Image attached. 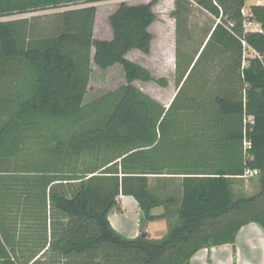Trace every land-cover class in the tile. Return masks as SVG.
Here are the masks:
<instances>
[{"label": "trees", "instance_id": "trees-1", "mask_svg": "<svg viewBox=\"0 0 264 264\" xmlns=\"http://www.w3.org/2000/svg\"><path fill=\"white\" fill-rule=\"evenodd\" d=\"M101 1L0 0V18ZM192 1L219 22L196 82L200 50L183 59L176 49L167 108L133 84L165 80L126 58L149 53L155 0L122 3L108 17L110 40L93 37L94 7L57 14L50 33L36 18L0 21V81L11 84L0 95V264H190L202 249L234 245L246 224L264 229V6L250 7L259 33L243 29L248 0ZM91 62L120 65L125 84L85 104ZM244 115L255 120L245 138ZM22 154L23 168L7 167ZM246 169L258 172L252 196L233 189ZM120 196L139 205L141 228L164 219L166 234L117 233L108 217Z\"/></svg>", "mask_w": 264, "mask_h": 264}, {"label": "rangeland", "instance_id": "rangeland-1", "mask_svg": "<svg viewBox=\"0 0 264 264\" xmlns=\"http://www.w3.org/2000/svg\"><path fill=\"white\" fill-rule=\"evenodd\" d=\"M152 0H107L96 2L93 4H74L66 5L64 7L49 8L45 10L33 11L22 15H13L0 18V21L36 18L39 26L44 29V33H50L51 29L50 19L57 14L70 9H78L84 7L95 8V19L93 26V37L96 39L110 40L112 37L111 29L108 24V17L111 15L122 3L127 5H137L141 3H149ZM256 0H248L247 6H252ZM155 14V21L149 28L152 35L150 51L148 54H142L137 50L130 51L126 58L136 64L146 68L153 78L164 79L165 87H160L154 82H134V86L139 90L149 95L155 100H158L165 105L170 102L175 93V51L177 48L186 54L183 59L193 58L200 49V45L209 32L211 27L216 24V19L211 17L195 2L185 0L180 8L176 5V0H155L153 7ZM206 44V43H205ZM204 46L195 57L191 68L195 65L201 54ZM209 49L197 62L192 71L191 78L196 82V78L200 76L207 62ZM249 51L244 50V57L249 56ZM185 58V59H186ZM91 73L89 77V84L87 92L84 96L83 103L87 104L91 101L105 95L106 93L119 88L125 84L124 73L120 65H115L106 70L98 69L93 62L90 63ZM190 68V69H191ZM218 71L217 68H208L209 76H213ZM3 80V79H2ZM10 80L4 79L0 81V95L4 97L11 91ZM24 155H20L18 160H10L7 163L8 168H23ZM11 164V166H9ZM257 177L242 179L236 182L233 189L236 194L245 193L247 196H252L257 192ZM151 186L155 185L154 179H150ZM163 213L162 208H157L152 211V215ZM141 222V218H140ZM148 229L150 230V239L158 240L166 234V225L161 222H149ZM48 259H42L41 264H47Z\"/></svg>", "mask_w": 264, "mask_h": 264}, {"label": "crops", "instance_id": "crops-1", "mask_svg": "<svg viewBox=\"0 0 264 264\" xmlns=\"http://www.w3.org/2000/svg\"><path fill=\"white\" fill-rule=\"evenodd\" d=\"M211 17L213 16L211 15ZM217 22H219V20L216 19V23ZM214 25L211 29H213ZM207 38L206 34L199 50L204 46ZM158 102L165 108L170 104V102H168L167 105L160 101ZM236 182L239 181H235V183ZM153 215L158 214L155 213ZM140 218L141 213L139 205L132 197L128 196L119 197V209L112 210L108 217L112 228L128 239H133L138 236L141 230ZM151 222H161L167 227V221L164 219ZM149 236L150 230L148 229V237ZM190 264H264V229L256 223L246 224L237 232L234 245L202 249L192 257Z\"/></svg>", "mask_w": 264, "mask_h": 264}, {"label": "built area", "instance_id": "built-area-1", "mask_svg": "<svg viewBox=\"0 0 264 264\" xmlns=\"http://www.w3.org/2000/svg\"><path fill=\"white\" fill-rule=\"evenodd\" d=\"M192 2V0H188ZM213 3L216 5L215 1L213 0ZM254 5H261L264 6V0H256V3ZM251 7V6H250ZM250 7L245 5L241 9V16H242V26L245 32H259L261 33V26L253 21L250 20ZM242 44L245 46V43L242 42ZM255 123L254 117L251 115H244L243 117V136L245 138L247 131L249 130V127H252ZM251 146L250 142L248 140H245L244 142V148L249 149ZM258 176V172L256 170L246 169L244 170L242 176L240 178L242 179H249V178H255Z\"/></svg>", "mask_w": 264, "mask_h": 264}, {"label": "water", "instance_id": "water-1", "mask_svg": "<svg viewBox=\"0 0 264 264\" xmlns=\"http://www.w3.org/2000/svg\"><path fill=\"white\" fill-rule=\"evenodd\" d=\"M147 236H148V229H147V225H145L143 228H141V230L138 234V237L144 239Z\"/></svg>", "mask_w": 264, "mask_h": 264}]
</instances>
